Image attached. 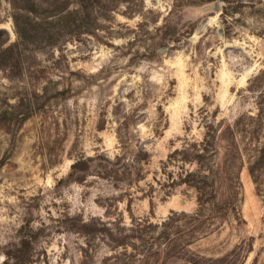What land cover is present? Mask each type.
Instances as JSON below:
<instances>
[{"label":"rangeland","instance_id":"rangeland-1","mask_svg":"<svg viewBox=\"0 0 264 264\" xmlns=\"http://www.w3.org/2000/svg\"><path fill=\"white\" fill-rule=\"evenodd\" d=\"M0 264H264V0H0Z\"/></svg>","mask_w":264,"mask_h":264},{"label":"trees","instance_id":"trees-1","mask_svg":"<svg viewBox=\"0 0 264 264\" xmlns=\"http://www.w3.org/2000/svg\"><path fill=\"white\" fill-rule=\"evenodd\" d=\"M227 142L228 147L227 151L229 154V158H236L238 161H243V154L242 150L238 144L237 136L240 134V131H235L234 129H230L227 131ZM209 138L212 140L204 139L202 144H198L196 147L193 148L192 154L187 155V157H195V161L197 163L203 162L204 156L202 154V149L206 151V145L212 146L213 151L215 155H219V151L221 150L220 144L223 142L222 135H219L218 137L213 134H209ZM201 147V150L199 148ZM214 155V156H215ZM213 177L206 176L203 171H197L195 173H190L189 176L191 177V183L194 185V187L199 191L201 198L203 199L204 203H206V200L204 197L206 195H210L211 197L214 196V193L216 192V185L218 183V180H221L222 177L218 173H213ZM235 176V175H234ZM226 178H224L225 180ZM223 180V179H222ZM210 191V192H209ZM215 200V196H214ZM203 203L201 202V205ZM213 206V204H211ZM215 205V204H214ZM204 210V208H203Z\"/></svg>","mask_w":264,"mask_h":264}]
</instances>
